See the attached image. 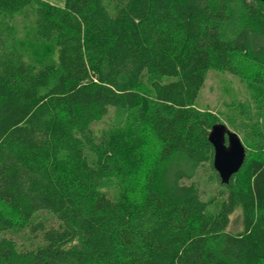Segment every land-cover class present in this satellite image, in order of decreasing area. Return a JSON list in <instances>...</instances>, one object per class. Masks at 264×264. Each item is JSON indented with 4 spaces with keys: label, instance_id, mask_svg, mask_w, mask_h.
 <instances>
[{
    "label": "trees",
    "instance_id": "16d2710c",
    "mask_svg": "<svg viewBox=\"0 0 264 264\" xmlns=\"http://www.w3.org/2000/svg\"><path fill=\"white\" fill-rule=\"evenodd\" d=\"M211 70L264 99V2L0 0V264H264V131L223 185Z\"/></svg>",
    "mask_w": 264,
    "mask_h": 264
},
{
    "label": "rangeland",
    "instance_id": "374dc122",
    "mask_svg": "<svg viewBox=\"0 0 264 264\" xmlns=\"http://www.w3.org/2000/svg\"><path fill=\"white\" fill-rule=\"evenodd\" d=\"M42 1L51 5L64 6V0ZM241 66L248 73L259 72L258 68L246 62H243ZM262 95L263 90L242 81L229 72L211 70L207 74L196 106L218 116L221 123L239 135L245 148L250 151L253 150V146L250 145L252 140L248 134L253 135L259 130L264 131V99ZM119 114L115 110H110L109 115L99 122L97 129L101 130L111 124H116L119 121ZM195 180L200 185L204 199H208L219 189V186L204 171H199ZM241 216V209L237 208L231 216L228 231L233 233L243 231Z\"/></svg>",
    "mask_w": 264,
    "mask_h": 264
},
{
    "label": "water",
    "instance_id": "95a60500",
    "mask_svg": "<svg viewBox=\"0 0 264 264\" xmlns=\"http://www.w3.org/2000/svg\"><path fill=\"white\" fill-rule=\"evenodd\" d=\"M208 139L214 148L213 167L221 183L228 185L231 178L242 168L247 150L239 135L221 122L212 127Z\"/></svg>",
    "mask_w": 264,
    "mask_h": 264
}]
</instances>
